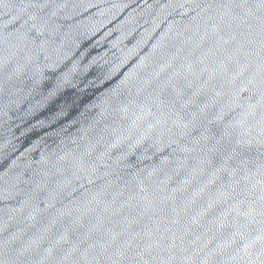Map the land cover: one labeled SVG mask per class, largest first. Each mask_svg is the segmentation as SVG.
I'll use <instances>...</instances> for the list:
<instances>
[{
    "label": "water",
    "instance_id": "1",
    "mask_svg": "<svg viewBox=\"0 0 264 264\" xmlns=\"http://www.w3.org/2000/svg\"><path fill=\"white\" fill-rule=\"evenodd\" d=\"M0 264H264V0H0Z\"/></svg>",
    "mask_w": 264,
    "mask_h": 264
}]
</instances>
